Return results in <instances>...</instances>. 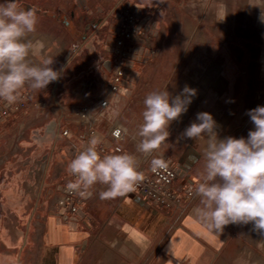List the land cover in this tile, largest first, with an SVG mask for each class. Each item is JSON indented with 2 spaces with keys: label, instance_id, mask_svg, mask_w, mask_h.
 Returning a JSON list of instances; mask_svg holds the SVG:
<instances>
[{
  "label": "rangeland",
  "instance_id": "374dc122",
  "mask_svg": "<svg viewBox=\"0 0 264 264\" xmlns=\"http://www.w3.org/2000/svg\"><path fill=\"white\" fill-rule=\"evenodd\" d=\"M111 1L16 0L18 7L34 9L38 19L36 31L28 37L30 59L53 60L51 67L59 72V79L40 90L25 85L19 95L32 93L29 109L0 121V234L15 228L3 205L5 191L26 172L36 180L42 164L53 169L59 156L74 154L80 146L75 132L81 131L72 121L75 110L109 95L111 74L103 64L112 59V26L123 6H139L151 16L159 50L156 57L135 66L126 82L125 102L120 101L111 113L127 128V150L137 152L146 95L165 87L173 97L186 85L197 93L155 152L156 158L191 167V179L199 181L203 171L206 138L194 140L182 133L197 122V113L213 116L221 139L247 138L255 130L247 112L264 106V0H119L115 11L109 8ZM53 94L64 110L51 106ZM39 102L46 105L38 107ZM6 104L0 100V109ZM59 119L63 127L57 131ZM103 127L106 122L101 132ZM65 129H71L70 138L62 135ZM49 131L57 133L52 138ZM142 157L140 153L137 158ZM18 227L27 225L22 220ZM237 233L243 236L235 242L234 264H264V237L251 231L250 224L237 225ZM4 246L0 243V264H12L15 256Z\"/></svg>",
  "mask_w": 264,
  "mask_h": 264
},
{
  "label": "clouds",
  "instance_id": "9594fccd",
  "mask_svg": "<svg viewBox=\"0 0 264 264\" xmlns=\"http://www.w3.org/2000/svg\"><path fill=\"white\" fill-rule=\"evenodd\" d=\"M37 24L34 9L18 7L16 0L0 3V100L9 106L18 102L25 85L40 90L59 79V72L51 67L53 60L35 63L30 59L32 42L28 37L36 31ZM196 94L187 85L174 97L166 87L147 94L143 123L137 132V152L148 156L158 150L170 135L171 123L188 111ZM247 115L255 126L247 138H219L218 125L208 112L197 113V122L182 133L194 140L206 138L203 171L190 193L199 200L192 212L209 232L222 234L228 225L250 224L251 231L264 237V106L249 110ZM100 142L97 136L90 138L67 165L68 173L75 178L67 183V192L90 198V189L100 184L106 190L99 193V198L110 199L134 191L144 180L135 155L123 152L101 157L97 150ZM150 166L153 173L168 167L162 158L155 157Z\"/></svg>",
  "mask_w": 264,
  "mask_h": 264
},
{
  "label": "crops",
  "instance_id": "0c3cea01",
  "mask_svg": "<svg viewBox=\"0 0 264 264\" xmlns=\"http://www.w3.org/2000/svg\"><path fill=\"white\" fill-rule=\"evenodd\" d=\"M117 1L109 4L113 11ZM53 97L51 106L57 108L56 95ZM58 121L57 131L63 127L61 119ZM49 132L52 138L57 133ZM75 133L78 137L79 132ZM127 140L125 136L122 145L133 154L127 150ZM73 155L59 156L53 169L42 164L36 180L26 172L19 183L5 191L3 205L15 228L0 234V243L15 256L12 264L235 263V242L243 234L237 233V225L226 226L222 234L207 231L192 212L199 200L181 216L137 194L100 199L99 193L106 186L97 184L90 189L92 196L78 216L63 221L60 215L47 212L46 200L57 194L53 188L65 177ZM134 155L140 157L139 152ZM164 161L178 171L180 183L194 184L191 167L173 164L165 157ZM22 220L27 227L20 229Z\"/></svg>",
  "mask_w": 264,
  "mask_h": 264
},
{
  "label": "built area",
  "instance_id": "2783aa9c",
  "mask_svg": "<svg viewBox=\"0 0 264 264\" xmlns=\"http://www.w3.org/2000/svg\"><path fill=\"white\" fill-rule=\"evenodd\" d=\"M143 10L139 6H123L119 12H116V18L112 26L114 39L112 59L103 64L104 70L111 74L107 85V92L110 96L102 97L92 104L75 110L72 121L81 126L80 146L71 160L87 146L88 141L93 136L100 138L101 142L98 144L97 150L101 157L123 152L129 153L122 145L127 133L126 128L113 119L111 113L118 108L120 101L125 102L128 92L126 82L135 66L148 58L156 57L159 52L156 47L157 34L153 32L152 18L149 14H144ZM32 98L30 91H24L17 103L11 106L6 104L0 109V121L8 118L13 113L28 110ZM37 105L38 107H44L46 104L39 102ZM58 106L64 110L61 103H58ZM104 122H106V128L104 132H101L100 127ZM117 132H120L119 137L116 136ZM70 134L71 129H65L62 133L65 137H69ZM155 152L156 150L152 154L143 155L142 158L138 159L140 161L139 171L144 174V180L135 186L134 191L128 193L141 195L159 207L175 211L184 216L193 203L198 201L197 197L190 194L191 189L198 181H195L192 185L180 183L178 171L168 164L166 170L153 173L150 161L155 157ZM74 179L66 171L65 177L60 181L58 187L53 188L57 191V194L48 198L45 204L47 212L60 215L63 221L78 216L84 211L90 199L82 198L65 190L67 183Z\"/></svg>",
  "mask_w": 264,
  "mask_h": 264
},
{
  "label": "water",
  "instance_id": "95a60500",
  "mask_svg": "<svg viewBox=\"0 0 264 264\" xmlns=\"http://www.w3.org/2000/svg\"><path fill=\"white\" fill-rule=\"evenodd\" d=\"M56 126V122L54 121V123L52 124V128Z\"/></svg>",
  "mask_w": 264,
  "mask_h": 264
},
{
  "label": "bare ground",
  "instance_id": "6f19581e",
  "mask_svg": "<svg viewBox=\"0 0 264 264\" xmlns=\"http://www.w3.org/2000/svg\"><path fill=\"white\" fill-rule=\"evenodd\" d=\"M211 72V71H210ZM216 80V79H215Z\"/></svg>",
  "mask_w": 264,
  "mask_h": 264
}]
</instances>
